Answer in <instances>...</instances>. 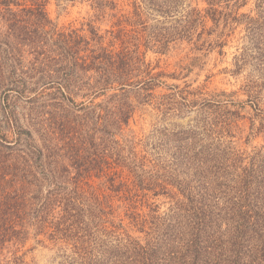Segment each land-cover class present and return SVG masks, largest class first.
Wrapping results in <instances>:
<instances>
[{
  "label": "trees",
  "instance_id": "obj_1",
  "mask_svg": "<svg viewBox=\"0 0 264 264\" xmlns=\"http://www.w3.org/2000/svg\"><path fill=\"white\" fill-rule=\"evenodd\" d=\"M44 2L0 0V145L11 146V133L33 157V163H0L6 227L21 212V196L3 202V193L14 189L31 193L39 232L72 245L71 264H264V150L247 154L224 135L245 118L244 106L224 91L200 99L188 96L202 92L186 89L160 95L163 112L198 105L206 118L171 132L168 161L139 156L124 129L166 76L153 72L139 30L119 28L104 43L91 22L86 29L54 27ZM142 2L165 15L181 8V0ZM95 3L116 7L114 0ZM257 6L261 15L247 16L246 28L264 74V0ZM231 13L227 23L238 21ZM195 14L187 11L183 21ZM132 17L131 25L145 22L136 3ZM130 93L141 100L134 103ZM249 97L253 126L264 112L257 97ZM258 132L264 134L263 122ZM158 195L171 202L164 211L149 202Z\"/></svg>",
  "mask_w": 264,
  "mask_h": 264
},
{
  "label": "rangeland",
  "instance_id": "obj_2",
  "mask_svg": "<svg viewBox=\"0 0 264 264\" xmlns=\"http://www.w3.org/2000/svg\"><path fill=\"white\" fill-rule=\"evenodd\" d=\"M114 1V9H98L95 0H45L44 8L48 19L58 29H86V23H93L104 35V43L109 42L119 28L131 30L137 27L139 30L142 35L140 48L145 52L153 72L166 75L160 78L163 84L154 90L155 97L151 102L137 106L124 129L125 137L132 140L139 156L146 155L157 163L168 161L174 144L169 141L171 132L192 128L206 118L205 109L198 105L184 106L179 112H163L158 107L160 95L170 94L177 89L202 92L200 97L189 95L191 99L209 97L221 91L232 94L228 98L244 106L241 112L245 118L237 120L236 126L234 124L224 134L225 140H231L239 151L247 154L253 150H264V134L258 132L260 123H264V116L260 114L255 117L251 126L248 117L252 116L254 109L247 104L249 95L253 94L264 112V74L258 71L256 53L251 46L253 39L246 28L247 16L258 18L261 15L258 0H221L214 5L209 4L208 0H181V8L170 15L149 9L142 0ZM134 3L140 6L141 19L145 21L143 24L131 25ZM212 9L221 11V14L214 15ZM190 10L196 12L195 20L183 21ZM229 12L237 16L238 21L228 20L227 23L225 14ZM118 21L123 22L118 25ZM189 23L191 26L187 25ZM187 26L189 30L182 31ZM150 35L151 40L148 39ZM141 97L130 93V100L134 103L140 101ZM230 134L232 136H227ZM116 139L119 143L123 142L121 135H117ZM7 140L11 146L0 145V163H33L25 140L21 144L14 143L15 136L11 133L7 135ZM100 180L94 179L96 183ZM12 191L3 193V202H14L15 198L21 196L16 200L21 212L15 214L14 222L8 227L0 219V264H71L72 245L49 239L48 233L39 232L34 225L31 193ZM152 201L160 206V211L171 204L169 198L163 195L150 198L149 202ZM5 203L2 207L7 210ZM10 210L15 211V208ZM140 211L146 212L147 208L143 207ZM119 212L123 215L121 209ZM128 221L125 218L124 223ZM3 228L8 230L4 231ZM133 234L143 236L139 232Z\"/></svg>",
  "mask_w": 264,
  "mask_h": 264
}]
</instances>
